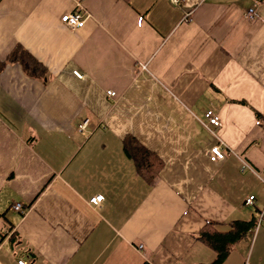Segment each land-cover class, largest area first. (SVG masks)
Instances as JSON below:
<instances>
[{"label": "crops", "instance_id": "crops-1", "mask_svg": "<svg viewBox=\"0 0 264 264\" xmlns=\"http://www.w3.org/2000/svg\"><path fill=\"white\" fill-rule=\"evenodd\" d=\"M83 5L72 30L73 0H0V264H212L208 221L264 213V0ZM20 47L44 76L9 62ZM127 137L162 160L154 183ZM237 251L224 264H264V222Z\"/></svg>", "mask_w": 264, "mask_h": 264}, {"label": "trees", "instance_id": "trees-1", "mask_svg": "<svg viewBox=\"0 0 264 264\" xmlns=\"http://www.w3.org/2000/svg\"><path fill=\"white\" fill-rule=\"evenodd\" d=\"M9 62L20 63L24 69L34 77L45 75V68L22 47L16 49L10 56ZM5 62H0V71ZM257 120L264 128V116L257 113ZM124 150L127 156L134 160L139 174L151 184L154 183L163 167L162 160L145 149L134 137H127L124 141ZM257 220H234L229 223L218 224L208 221L197 236V240L205 244L216 253L212 264H224L230 257L234 247L248 236L255 233ZM144 264H150L145 262Z\"/></svg>", "mask_w": 264, "mask_h": 264}, {"label": "built area", "instance_id": "built-area-1", "mask_svg": "<svg viewBox=\"0 0 264 264\" xmlns=\"http://www.w3.org/2000/svg\"><path fill=\"white\" fill-rule=\"evenodd\" d=\"M74 4H75V10L72 13H69L67 15H65L62 18V22L70 29L72 30H76L79 28H83L86 24V22L88 21V19L91 18V15L85 10L83 2L84 0H73ZM187 0H173V2L176 5H180L183 2H186ZM189 17V15H188ZM246 19H255L257 17V13L255 8L250 9L248 12H246L245 14ZM76 75L79 78H83V76H81L80 74L76 73ZM108 96L109 97H114L115 93L114 92H108ZM206 119L208 121V126H212L215 128L220 127V121L218 116L213 112V111H209L206 113ZM87 122H84L81 126L80 129L83 130L87 127ZM226 145L219 140V144H217L216 146H214L211 151H210V159L212 162H219L222 161L226 158ZM245 166L247 168H250V166L245 163ZM255 198L254 197H250L247 202L246 205H252L254 203ZM104 202V197L102 195H98L95 196L94 198L91 199L90 203L95 206V207H100L102 205V203ZM13 209L15 211L18 212H22L23 211V206L21 204H15ZM264 222V213L261 215V218L259 220V222H257V226H256V230L255 232L258 230V228L261 226V224ZM20 264H27V262H24L23 260L19 262Z\"/></svg>", "mask_w": 264, "mask_h": 264}, {"label": "rangeland", "instance_id": "rangeland-1", "mask_svg": "<svg viewBox=\"0 0 264 264\" xmlns=\"http://www.w3.org/2000/svg\"><path fill=\"white\" fill-rule=\"evenodd\" d=\"M253 238H254V234H252V236H248L247 237V239H249V240H247V244L248 245H239V246H241V247H238L237 245H236V247H237V249H238V251L236 252V254L239 256V254H240V252H243L246 248L248 249V248H250V246H251V244H252V241H253Z\"/></svg>", "mask_w": 264, "mask_h": 264}]
</instances>
